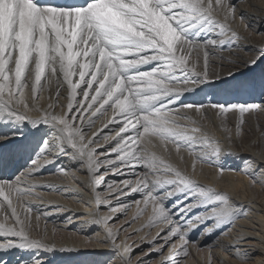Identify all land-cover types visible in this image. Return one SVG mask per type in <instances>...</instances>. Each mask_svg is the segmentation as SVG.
Returning a JSON list of instances; mask_svg holds the SVG:
<instances>
[{"label": "snow or ice", "instance_id": "obj_1", "mask_svg": "<svg viewBox=\"0 0 264 264\" xmlns=\"http://www.w3.org/2000/svg\"><path fill=\"white\" fill-rule=\"evenodd\" d=\"M249 17L264 21V0H0V123L50 129L29 168L0 180V253L79 250L34 238L47 213L24 200L40 199L34 190L48 185L35 182L39 169L65 155L78 167L55 174L85 175L86 182L72 180L91 193V200H78L91 209L82 224L98 231L84 243L108 247L118 264H186L190 258L201 264L195 252L204 248L203 264H223L217 248L248 264L252 256L239 242L264 236L258 231L264 226L247 214L255 205L264 217L255 200L256 189L264 194V126L257 125L252 145L258 154L239 170L247 178V204L193 177L197 162L215 168L218 177L236 171L219 160L232 155L249 118L264 116V100L185 103L181 97L264 62V33ZM45 92L48 99L40 103ZM209 126L222 130V141L208 134ZM132 204L138 214L150 206L143 227H160L151 239L128 244L135 232L124 241L120 233L138 216L116 225ZM231 232L235 242L223 243L220 237ZM258 243L264 247V240ZM0 264L7 262L0 258ZM29 264L44 259L34 256Z\"/></svg>", "mask_w": 264, "mask_h": 264}, {"label": "bare ground", "instance_id": "obj_2", "mask_svg": "<svg viewBox=\"0 0 264 264\" xmlns=\"http://www.w3.org/2000/svg\"><path fill=\"white\" fill-rule=\"evenodd\" d=\"M252 3L259 5V0H252ZM244 7L246 8V5ZM247 11H251V9H247ZM253 20L254 18L249 17L250 26L255 28L257 33H264V21L255 20L253 22ZM255 38L259 39V35ZM245 47L247 48V46ZM47 99V92H45L40 103H45ZM181 99L185 103H197L206 100L235 103L260 102L264 100V62H261L251 70L245 69L242 72H238L234 77L217 81L215 85H203L198 90L186 92ZM96 123L97 126H100L99 120ZM248 123L251 127V139H244L243 136L242 140L237 141L236 144L229 149L232 155L223 156L219 160V163L223 165L224 168L235 169L236 171H226L222 177H218L215 168L197 162L196 173L193 177L198 183L212 188L213 190L227 192L232 195L237 202L245 204H247V198L245 196L244 185L247 183V178L241 175L239 170L243 169L246 163L250 162V157L258 154L259 146L253 147L252 145L256 142L259 135L257 125L264 126V116L249 118ZM207 132L211 137H214L215 140H223L222 130L209 126L207 127ZM49 133L50 129L43 124L33 126L28 122L22 124L0 123V137H8V139L0 142V180H13L28 169L32 159L36 158L40 153L41 144ZM185 159L188 163V171L191 172L192 158L185 153ZM76 167H78V162H72L65 155L56 156L52 163L39 169L37 174L38 177L35 178L36 183H45L48 185L41 190L39 188L34 190L35 195L39 196L40 199L25 197L24 200L34 205V207L40 206L43 208L37 209L38 211L47 213V222L41 217L38 230L32 233L34 238L42 237L46 240L54 241L58 247L64 245L69 248L76 247L79 248V250L42 252L36 250L22 251L13 248L7 253H0V258L5 260L7 264H29L34 256L42 257L44 259V264H118L116 253L108 247L93 244V246L100 248V250H96L97 248H90L92 245L84 243L89 239H95L96 233L92 236L91 233L98 229L95 226L82 224V221L90 219L88 213L91 209L79 203L78 200L80 198L91 200V193L82 191V189L73 182L72 176L75 175L77 179L82 182H86L87 178L85 175L75 172L67 175L55 174L58 168ZM14 174L17 175L12 177ZM110 179L119 178L110 177ZM255 191L257 193L255 197L256 205L264 206V194H259V189ZM236 192H239L238 196L235 195ZM248 196H251V192L248 193ZM136 199H139V196H137ZM50 204L63 206L65 211L58 212L55 210V206H48ZM140 207L142 208L143 205ZM129 211L134 213V215H138L139 213V209L135 204L131 205ZM146 211L147 216L142 219L141 222L143 226L146 225L148 221L151 211L150 206ZM259 211L260 208L253 205L252 212L247 214L251 215L252 219L255 220L258 225L264 226V217L258 214ZM69 218H71L70 222H68ZM237 223L246 224L247 222L240 220ZM35 224L36 221L33 219V225ZM143 226L142 229H147V227ZM157 227L158 232L160 226ZM131 230L135 231L136 228H131ZM258 231H264V227L259 228ZM135 232H138L135 237L141 241L144 231ZM250 235H253V239L239 242V247L252 256L248 264H260L261 254L264 253V247H261L258 241L264 240V236L255 234ZM197 236H199V233H197ZM215 239L216 237H213V240ZM122 240L123 237L120 238V241ZM220 240L225 244H231L235 242V233L231 232L227 236H222ZM203 251H206L207 254L208 249L204 248ZM203 251L195 252L196 260L200 261L201 264H203L206 258V255L202 256ZM214 254L223 264H240V261L230 258L228 253L221 251L219 248L214 251ZM186 264H195V261L190 258Z\"/></svg>", "mask_w": 264, "mask_h": 264}, {"label": "rangeland", "instance_id": "obj_3", "mask_svg": "<svg viewBox=\"0 0 264 264\" xmlns=\"http://www.w3.org/2000/svg\"><path fill=\"white\" fill-rule=\"evenodd\" d=\"M250 132V133H249ZM251 137H252V133H251V127H250V125H249V123H248V125H246L245 126V135H244V139H251ZM17 174H14L12 177H15ZM130 210V208L128 209V211L126 212V214H124L122 217H121V219H120V221L117 223V225L116 226H118L119 225V223H123V222H125V221H129V220H132L133 219V217H137L138 216V218H136L135 220H134V222L133 223H131L130 224V226L129 227H127L126 229H125V231H123V232H121L120 233V238L121 237H123V240L122 241H124L125 240V238L128 236V234L129 233H133V232H135L134 230H131V228L132 229H139V228H142V219H144L146 216H147V211H144L142 214H138V215H134V213H132L131 211H129ZM157 230H158V227L157 226H153L152 228H151V230L149 231V229L147 228H145V230L143 229V231H144V234H143V237H146L147 239H151L153 236H155L156 235V232H157ZM98 231V230H97ZM97 231H94V232H92L91 233V236L94 234V233H96ZM143 231H141V232H143ZM140 232V231H139ZM138 232H135V234L134 235H132L130 238H128L127 239V243L128 244H132L134 241L135 242H137V243H139L140 241V239H137V237H135V235L137 234ZM142 238V237H141ZM138 240V241H137ZM90 248H97L96 250H100V248L99 247H97V246H91ZM201 253V252H200ZM139 254V253H138ZM205 255H207L206 254V251H203V253H202V256H205ZM230 264H235V263H230Z\"/></svg>", "mask_w": 264, "mask_h": 264}]
</instances>
